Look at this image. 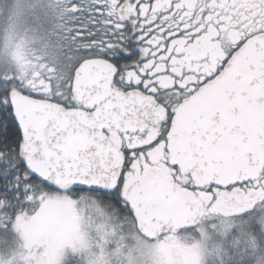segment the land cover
<instances>
[{
    "label": "snow or ice",
    "instance_id": "1",
    "mask_svg": "<svg viewBox=\"0 0 264 264\" xmlns=\"http://www.w3.org/2000/svg\"><path fill=\"white\" fill-rule=\"evenodd\" d=\"M0 264H264V0H0Z\"/></svg>",
    "mask_w": 264,
    "mask_h": 264
}]
</instances>
